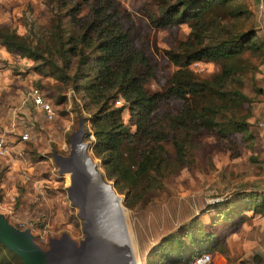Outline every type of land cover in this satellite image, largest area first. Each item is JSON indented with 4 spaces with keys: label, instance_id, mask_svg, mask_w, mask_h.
<instances>
[{
    "label": "rangeland",
    "instance_id": "374dc122",
    "mask_svg": "<svg viewBox=\"0 0 264 264\" xmlns=\"http://www.w3.org/2000/svg\"><path fill=\"white\" fill-rule=\"evenodd\" d=\"M57 1L0 0V26H6L25 37L33 46L37 45L38 38L43 40V44L37 48V56L33 58L27 55L25 58L18 53L10 60L0 58L3 62L0 66L3 72L2 75L0 72V119L4 120L0 121V129L5 130L6 142L11 148L9 154L0 158V213L12 225L20 229L29 228L35 242L44 250L50 249L51 240L62 241L65 238L69 246L71 243L76 245L78 251L72 255L78 256L86 247L91 245L95 249L99 247V241H104L101 248L105 250V256L94 259V263L119 264L123 261V264H130L136 249L141 264H146L149 248L166 235L181 234L183 226L192 219L198 208L224 197L235 187H256L264 191V150L259 130L264 103V9L259 12L256 0H237L236 5L243 12L235 26L230 21L226 6L213 5L208 14L203 15L206 25L214 19L225 26L231 25V32L226 34L228 37L247 30L254 31L261 45L228 60L233 75L224 88L192 95L191 103L194 106L211 105L217 109L215 125L203 126L196 137L200 146L194 150L193 164L182 168L157 187L151 180L152 187L146 190L143 199L130 205L125 203V195L116 191L114 180L108 178L101 161L89 147L86 132L91 127L92 116L84 109L70 82L66 80L64 86L57 80V76L62 74V65L56 56L54 37L49 33L56 22L55 17L50 20V12L58 5ZM73 1V4L80 5L79 15L88 10L90 1ZM117 1L134 19L139 30L137 45L157 65V78L149 80L146 88L150 92L163 91L177 67L159 51L181 53L179 45L191 38L190 26L181 24L170 30H149L142 15L146 10L156 9V0ZM65 12L66 8L61 9L60 15ZM147 42L149 47L145 46ZM45 46L49 47L47 52ZM223 63L202 60L192 63L191 69L197 80L212 82L214 76L221 72ZM71 71L72 65L68 73ZM13 76L21 78L28 87V91L23 89V97L27 98L23 104L27 107L26 112L24 109H15L13 94L17 93L18 88L12 80ZM57 86L62 87L59 94L53 89ZM32 87L41 89L46 99L54 104V120H45L34 109L28 97ZM180 104L178 99L171 98L166 106L168 110H178ZM123 114V121L127 123V112ZM244 116L247 117L248 132L253 136L250 142L233 125L234 121H240ZM81 117L84 119L83 126ZM25 133L29 135L28 140L21 138ZM76 137H79L80 145L74 142ZM77 146L89 158L92 172L95 171L105 188L110 190L112 207L107 205L109 210L105 215L93 211L96 197L90 199L88 196L84 200L81 197L84 195L75 191L71 169L66 163L63 164L61 157L71 158L73 147ZM166 146L171 150L169 143ZM53 152L58 156L56 159ZM146 184L145 177L140 176L134 186L130 188L129 183L125 182L124 187L137 193ZM207 210L202 216L205 221L215 213L214 208L207 207ZM260 212L262 217L255 224L249 221L244 230H249L246 234L252 235L254 231L259 233L256 247L252 240L253 245H249L244 256L230 258L229 264H248L255 256L264 263V209ZM115 216L122 221H115ZM102 219L108 223L103 229L99 224L96 225L98 222L101 224ZM113 220L115 225H112ZM120 223H124L122 229L118 227L117 230ZM241 257L244 258L241 260ZM214 263L222 264V261L214 259L211 264ZM0 264H17V261L0 248Z\"/></svg>",
    "mask_w": 264,
    "mask_h": 264
},
{
    "label": "trees",
    "instance_id": "16d2710c",
    "mask_svg": "<svg viewBox=\"0 0 264 264\" xmlns=\"http://www.w3.org/2000/svg\"><path fill=\"white\" fill-rule=\"evenodd\" d=\"M88 1L89 8L83 15H79L80 5L73 4V0H58L56 8L51 9L50 20L55 17L56 22L49 33L54 37L56 56L62 65L57 80L64 86L66 80L70 82L84 109L92 116L91 127L86 132L87 136L90 132L94 136L89 147L101 161L108 178L114 180L116 191L124 194L125 203L130 205L143 199L146 190L152 187L151 180L157 187L193 164L194 150L200 146L196 137L203 126L215 125L217 109L211 105L194 106L192 95L224 88L233 75L228 60L260 46L261 42L252 30L228 37L231 25L225 26L217 19L209 25L204 23L203 15L213 5H220L229 9L230 21L237 25L243 12L236 5L237 0H156V9L146 10L142 15L148 29L170 30L188 24L191 38L179 45L181 53L159 51L177 69L163 91L150 92L146 84L157 78V65L137 45L139 30L132 15L117 0ZM64 8L65 14L60 15ZM36 44L33 46L25 37L0 26V45L8 52L33 58L43 40L38 38ZM145 46L149 47L148 42ZM44 48L46 52L49 50L47 46ZM202 60L224 61L212 82L197 80L191 69L192 63ZM71 65L73 71L68 73ZM53 89L57 94L62 92L60 86ZM119 98L123 103L117 106L115 102ZM171 98L181 102L178 110L167 109ZM125 111L127 123L122 117ZM246 119L244 116L233 125L250 142L253 136L248 132ZM168 143L171 150L166 146ZM140 176L147 183L142 191L133 193L125 189V182L131 188ZM207 207L214 208L215 213L203 223L201 215L208 211ZM262 209L263 190L235 187L219 201L195 210L181 234L166 235L152 245L146 264H189L193 257L204 252L219 251L227 255L224 250L227 231L244 222L246 211ZM0 248L17 264H22L6 246L0 243Z\"/></svg>",
    "mask_w": 264,
    "mask_h": 264
},
{
    "label": "bare ground",
    "instance_id": "6f19581e",
    "mask_svg": "<svg viewBox=\"0 0 264 264\" xmlns=\"http://www.w3.org/2000/svg\"><path fill=\"white\" fill-rule=\"evenodd\" d=\"M78 140H79V137H76L74 139V142H76L77 144L80 145V141H78ZM65 163H66V165H68V168L71 169V173L74 176V180H75V186L80 187V186H82V184H83V186H87V188H89V193H88L89 198L90 199L95 198V197L97 198V202L95 203L96 208H95V210H93L95 212V214L97 212H101L100 213L101 216L105 215L106 212H108V210H109V208L105 204V200H106V198L111 200L110 193L103 186L105 184L101 180L100 176H98V174L95 171L92 172L91 168L93 169V167L91 166V168H90L91 162H90L89 158H87L86 155L84 156L83 151H80L79 146H77L76 148L73 147V152H72L71 158H67V160L64 161L63 164H65ZM75 191L77 192L80 190L75 188ZM83 197L87 198L85 195ZM110 202L112 203V201H110ZM110 202H108V203H110ZM109 205H111L110 207H112V204H109ZM91 209L92 208H90V210ZM106 209H107V211H105ZM116 211L118 212V210H116ZM115 217H116V218H114L115 221H118L120 219L118 216H115ZM103 219H102L103 222H101V224L99 222L98 223L96 222L97 223L96 225L99 224V226H101L102 229L107 227V225H108L107 221L103 220ZM115 221L112 223V225L113 224L115 225V223H116ZM122 224H124V223H120L119 226L116 227L117 230H118V227L121 228L123 226ZM116 228L114 227L113 229L115 230ZM95 241L97 242V240H95ZM58 242L59 241H57L56 244ZM92 243L95 244V242H92ZM103 243H104V241H99L98 244H100V245H99V247H96L95 249L91 248V245L86 247V249H83L82 253H80V255H78V256L72 255L74 252L78 251V250H76V245H73L71 243L72 246L71 245L69 246V243L67 242V240L65 238L62 239L61 243H58L57 246H55L57 248H55V247L54 248H55V251L57 253L59 252V250L61 251V249H65V252L67 254L68 253H69V255L71 254V263H73L75 260L76 262L87 264V262L94 260V258L100 259L101 257L105 256V254H103V252L105 253V250H102V248H101ZM70 249L73 250V252H69V251H71ZM106 261H107V259H106ZM107 263H108V261H107ZM131 264H141L140 256L138 255V253L136 251L132 257Z\"/></svg>",
    "mask_w": 264,
    "mask_h": 264
},
{
    "label": "water",
    "instance_id": "95a60500",
    "mask_svg": "<svg viewBox=\"0 0 264 264\" xmlns=\"http://www.w3.org/2000/svg\"><path fill=\"white\" fill-rule=\"evenodd\" d=\"M84 119L80 118L81 126H83ZM71 155V154H70ZM53 156L58 157L55 152ZM66 161L67 158L61 157ZM73 186H75L74 176L72 175ZM75 188L79 189L86 197L89 193L87 186H80ZM79 192V191H78ZM85 200V198H84ZM50 242V249H42L36 242L33 233L29 228L20 229L12 225L4 214L0 213V243L6 246L16 256H18L23 264H84L79 262L71 263V254H67L65 249L55 251V246L62 241ZM55 247V248H54ZM63 250V251H62ZM71 250V249H70ZM73 252V250L69 251ZM92 264V263H91Z\"/></svg>",
    "mask_w": 264,
    "mask_h": 264
},
{
    "label": "crops",
    "instance_id": "0c3cea01",
    "mask_svg": "<svg viewBox=\"0 0 264 264\" xmlns=\"http://www.w3.org/2000/svg\"><path fill=\"white\" fill-rule=\"evenodd\" d=\"M0 47H1L0 58L2 57L4 59H8V60L12 59V56L15 53L8 52L3 46H0ZM2 65H3V62L0 60V66H2ZM0 72L2 75L3 74L2 70H0ZM20 79H18L16 76H13V78H12V80L15 81V83L17 85L16 88H18L17 93L15 92V94H13V97H14L13 99H15V101H16V103H14L15 104L14 106H15L16 110L20 111L21 109H24L26 112L27 107H24L25 105H23V104H24L25 100H27V98L23 97V89L25 88L28 91V87H26V84H24L21 81L22 79L21 80ZM7 118H9V117H7ZM0 121L3 122L4 120L0 119ZM7 122H8V119H7ZM0 132H1L0 134L5 136L6 133H5L4 129H0ZM5 138L7 140L6 136H5ZM9 150L11 151L10 147H9ZM245 188L251 189L253 187H245ZM254 188H256V187H254ZM259 213H261V212L260 211L254 212L253 210L246 211L244 222H242L238 227L227 231V235L225 238V245H224L225 246L224 250H226L227 255L222 254L219 251H213V252H211L212 260L215 259V261H216L218 259V262H220V260H221L222 264H229L228 262H230V260L228 257L233 259V258L238 257L239 255L244 256L243 253L247 251V249L249 248V245L252 247V245H253L252 240L255 241L254 245H255V243H258L257 242V236L259 235V233L257 231L256 232L254 231L255 233L253 232L251 235V233L246 234V233H248L249 230L247 232L244 230L247 228L246 226H247V223L249 221H252L251 223L255 224V221L262 215ZM203 215L204 214H202L201 216H203ZM206 222L207 221H205L203 219V223H206ZM246 236H249L251 239L246 237ZM248 241H250V243ZM255 247H256V245H255ZM135 251H136V249H135ZM226 256H228V257H226ZM242 258H244V257H241V260H242ZM122 262L119 264H123ZM214 264H216V263H214ZM248 264H264V263L261 261V259L259 257L256 258V256H255L249 260Z\"/></svg>",
    "mask_w": 264,
    "mask_h": 264
},
{
    "label": "built area",
    "instance_id": "2783aa9c",
    "mask_svg": "<svg viewBox=\"0 0 264 264\" xmlns=\"http://www.w3.org/2000/svg\"><path fill=\"white\" fill-rule=\"evenodd\" d=\"M257 1V8L259 12H262L264 9V0H256ZM195 63V62H194ZM28 97L30 98L32 105L35 110L43 115L45 120L52 121L56 116V109L54 104H52L49 100L46 99L41 89L37 87H32L28 93ZM123 103L122 99L119 98L115 104L120 106ZM89 130V129H88ZM259 130H260V138L261 143L263 145L264 150V103H263V113L262 117L259 121ZM89 142L94 139L93 134L90 132L89 135ZM23 140H28L29 135L25 133L21 137ZM9 154V147L6 142V138L4 135L0 134V158ZM221 198H217L214 202L219 201ZM212 262V254L209 252H204L193 257L189 264H211Z\"/></svg>",
    "mask_w": 264,
    "mask_h": 264
},
{
    "label": "flooded vegetation",
    "instance_id": "af4514ba",
    "mask_svg": "<svg viewBox=\"0 0 264 264\" xmlns=\"http://www.w3.org/2000/svg\"><path fill=\"white\" fill-rule=\"evenodd\" d=\"M77 192H78V191H77ZM78 194H79V195H83L81 191H79ZM81 197H83V196H81ZM81 197H80V198H81ZM84 198H85V197H84ZM80 201H81V200H80ZM83 201H84V200H83ZM83 201H82V202H83ZM82 202H81V203H82ZM108 202H110V201H109L108 198H106V200H105V204H106V206H107L108 204L111 203V202H110V203H108ZM107 207H109V206H107Z\"/></svg>",
    "mask_w": 264,
    "mask_h": 264
},
{
    "label": "clouds",
    "instance_id": "9594fccd",
    "mask_svg": "<svg viewBox=\"0 0 264 264\" xmlns=\"http://www.w3.org/2000/svg\"><path fill=\"white\" fill-rule=\"evenodd\" d=\"M95 259V258H94ZM97 259V258H96ZM97 262V261H96ZM92 264H99V263H94V260L92 261ZM102 264V263H101ZM103 264H105V263H103Z\"/></svg>",
    "mask_w": 264,
    "mask_h": 264
}]
</instances>
